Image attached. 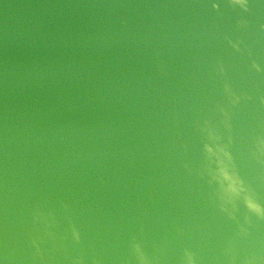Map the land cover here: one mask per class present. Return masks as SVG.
Instances as JSON below:
<instances>
[{"label": "water", "instance_id": "obj_1", "mask_svg": "<svg viewBox=\"0 0 264 264\" xmlns=\"http://www.w3.org/2000/svg\"><path fill=\"white\" fill-rule=\"evenodd\" d=\"M0 264H264V0H0Z\"/></svg>", "mask_w": 264, "mask_h": 264}, {"label": "clouds", "instance_id": "obj_2", "mask_svg": "<svg viewBox=\"0 0 264 264\" xmlns=\"http://www.w3.org/2000/svg\"><path fill=\"white\" fill-rule=\"evenodd\" d=\"M254 208H255V206H253ZM256 210H258V209H256Z\"/></svg>", "mask_w": 264, "mask_h": 264}]
</instances>
